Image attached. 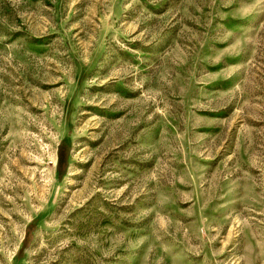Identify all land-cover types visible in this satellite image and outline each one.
<instances>
[{
  "label": "rangeland",
  "instance_id": "obj_1",
  "mask_svg": "<svg viewBox=\"0 0 264 264\" xmlns=\"http://www.w3.org/2000/svg\"><path fill=\"white\" fill-rule=\"evenodd\" d=\"M0 264H264V0H0Z\"/></svg>",
  "mask_w": 264,
  "mask_h": 264
}]
</instances>
